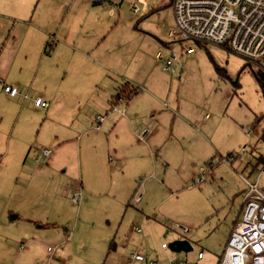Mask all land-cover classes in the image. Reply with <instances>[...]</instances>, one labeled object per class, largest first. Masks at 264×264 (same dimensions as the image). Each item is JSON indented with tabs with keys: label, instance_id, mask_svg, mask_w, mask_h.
<instances>
[{
	"label": "rangeland",
	"instance_id": "374dc122",
	"mask_svg": "<svg viewBox=\"0 0 264 264\" xmlns=\"http://www.w3.org/2000/svg\"><path fill=\"white\" fill-rule=\"evenodd\" d=\"M57 1L83 8L82 18L99 31L109 29L99 59L116 72L119 78L112 79L118 86L127 78L140 89L132 98L140 123L113 131L112 114H119L113 111L98 131L96 119L106 115L111 101L103 104V92L96 89H88L82 103L79 97L56 99L44 109L36 108L34 99L45 79L33 82L29 74L14 73L28 83L18 86L16 103L0 87V264H125L131 249L141 246L151 253L163 246L172 259L188 264L200 262L203 250L218 264L243 213L245 180H257L264 168V83L255 74H264V68L251 67L224 45L172 38L173 0ZM1 13L18 18L4 5ZM174 52L176 72H167ZM79 66L80 79L100 81L96 66ZM152 77L155 90L145 84ZM64 78L58 75L53 87ZM48 92L55 94L52 88ZM176 100L178 119L170 115ZM180 116L184 121L174 127ZM157 127L160 135H152ZM45 148L51 150L47 158L41 155ZM260 188L264 191V173ZM59 210L68 216L60 217ZM37 212H51V219L70 225L46 224L38 231ZM173 237L191 241L193 250L172 252L167 246Z\"/></svg>",
	"mask_w": 264,
	"mask_h": 264
},
{
	"label": "crops",
	"instance_id": "0c3cea01",
	"mask_svg": "<svg viewBox=\"0 0 264 264\" xmlns=\"http://www.w3.org/2000/svg\"><path fill=\"white\" fill-rule=\"evenodd\" d=\"M0 2L1 6L4 5V7L12 10L18 16L17 19H12L4 13L0 14V33H5L3 38L0 35V80L2 79L6 84H14L20 86V88H26L28 86L26 80H23L22 77H17L14 73L21 75L26 73L27 76L29 74V77H32L33 82L45 79L44 85L42 86L44 87V90L36 95V98H43L50 106L55 104L56 99L75 97H79L78 101L82 103L83 100L88 97V89H96L101 91V93L103 92L101 102L103 104L108 102L109 104V101L116 100L115 97L126 85L138 88L135 86L134 81L131 82L127 78L123 80V83L120 86L116 84L117 81L115 78L112 79V76L117 77L116 72L112 67L99 59L106 51L105 49H107L105 48V45L108 42L103 41L109 37L110 31L109 29L99 31L101 29H96L94 24L92 25L91 20L82 18L83 8L77 9L67 1L59 2L57 0H0ZM84 6L85 5H82V7ZM101 7L108 12H113V9H109L107 6L101 5ZM115 27H117V25ZM101 42L103 43L101 44ZM190 52L191 53L189 54L192 55L193 51L191 50ZM159 54L157 56L161 58ZM61 57H65L66 60L61 61ZM108 57H110V55L107 52L105 58L107 59ZM68 58L71 60L70 63H68ZM56 60H58V62L56 63V66L53 67L52 61L54 62ZM86 63L96 66L99 70L98 76L100 77V81H98V83L95 84L94 81H92V78L88 76L84 79H80L79 74L82 69L79 65ZM60 74H63L68 78H64L65 81L60 80V83L58 84L60 87L56 84L54 88L52 82L56 80V77ZM121 77L123 76L121 75ZM151 80L152 81H149L148 78V81L145 82L147 88L152 87L151 89H157L153 77ZM0 87L3 88L1 83ZM50 88L55 90V94L48 92ZM106 88V91L102 90ZM138 90V93L134 95L135 97L140 93V89ZM26 95L27 94H25V96ZM134 96L132 97L133 99ZM17 97L12 98L9 96V100L16 103L13 100H16ZM132 98L127 100V103L126 101L116 103L118 110L115 112H118L119 114L111 113L112 115H115L114 118L116 119V123L113 125V131L120 129L119 127L126 123H140L138 110L134 108V101H136V99L133 100ZM126 105L127 107H125ZM22 106L25 109L27 107V105ZM50 106L47 109H50ZM119 107H122V109L119 110ZM102 110H104V106ZM188 113L190 114L193 112L189 111ZM178 114H182L180 100H176L173 109L170 111V115H172L174 119H178L176 118ZM112 115L109 118H112ZM186 115L187 114L184 116ZM46 117L52 120V111L48 110ZM176 121L181 122L184 120L180 116L179 120L174 121V127H176ZM140 126H143V123H141ZM174 127L172 129L173 134H175ZM152 131V135H155L156 133L157 136L160 135V127L154 128ZM115 152H118V150L115 149ZM121 160L123 159H120L119 162ZM58 213H60V217H64L65 214L68 216L66 211L59 210L57 211V214ZM36 216L41 218L38 219L36 217L35 219L39 222V226H37L38 231L46 228V224L53 226L55 229L70 225V221L68 220L51 219V212H46L42 214V216L37 212ZM240 217L238 219L236 217L235 225ZM235 225L232 227V230ZM136 232L140 234L138 237L143 238L142 231L138 232L136 229ZM34 240L38 242V239ZM171 240H175V237L171 238ZM118 247L119 245L117 244L115 250H117ZM143 247L144 246H141L140 249L135 250L131 249V255L141 254L145 256L143 261L135 260L133 261V264H153V262H158L156 261V257L160 264H168V262L179 264L181 261L188 264L186 259L185 261L178 258L172 259V256L166 252L163 246L160 248V253L156 248L153 251L154 253H151V250L150 252L147 249L143 250ZM200 252L204 251L199 250L198 256ZM147 255L149 256L148 258ZM177 259V262L173 261ZM198 261L202 263L193 262V264H216L214 256L207 255L205 252L203 258L198 257Z\"/></svg>",
	"mask_w": 264,
	"mask_h": 264
},
{
	"label": "built area",
	"instance_id": "2783aa9c",
	"mask_svg": "<svg viewBox=\"0 0 264 264\" xmlns=\"http://www.w3.org/2000/svg\"><path fill=\"white\" fill-rule=\"evenodd\" d=\"M173 8L177 30L170 32L172 38L179 35L184 40L224 45L247 59L252 66L264 68V0H173ZM134 11L137 13L138 9L134 8ZM178 60L179 55L172 53L166 61L165 70L175 73L173 65ZM0 83L10 97L19 95L17 85L6 84L2 79ZM125 101L127 99L123 96L111 101L106 115L97 117L96 129L100 130V124L105 122L109 113L118 110L117 102ZM34 103L36 107H49L41 97L36 98ZM247 149L246 146L242 150ZM50 154L51 150L46 148L41 155L47 158ZM263 173L264 168L259 171L257 180H245L248 189L244 194L243 213L231 231L219 264H264V191L260 188ZM79 198L76 193L74 200ZM142 199L143 195L138 194L135 201L140 203ZM203 256L204 252H200L198 257ZM144 259L141 254H133L125 264Z\"/></svg>",
	"mask_w": 264,
	"mask_h": 264
},
{
	"label": "trees",
	"instance_id": "16d2710c",
	"mask_svg": "<svg viewBox=\"0 0 264 264\" xmlns=\"http://www.w3.org/2000/svg\"><path fill=\"white\" fill-rule=\"evenodd\" d=\"M197 42H200V41H197ZM250 66L252 67V65L250 64ZM263 72L262 71H256L255 74H256V77L258 78V80L261 82V83H264V74H262ZM138 88H134V87H131L129 85H126L125 87H123L120 92L118 93V95L115 97V98H118V97H121L123 96L124 98H126L127 100L131 99L134 95H136L138 93ZM261 140L264 142V129L262 131V134H261ZM260 162L264 163V158H261L260 159ZM257 169V165L254 166V168L252 169V172H255ZM251 172V173H252Z\"/></svg>",
	"mask_w": 264,
	"mask_h": 264
},
{
	"label": "water",
	"instance_id": "95a60500",
	"mask_svg": "<svg viewBox=\"0 0 264 264\" xmlns=\"http://www.w3.org/2000/svg\"><path fill=\"white\" fill-rule=\"evenodd\" d=\"M168 248L175 253H188L193 250L191 242L187 239L174 240L168 244Z\"/></svg>",
	"mask_w": 264,
	"mask_h": 264
}]
</instances>
